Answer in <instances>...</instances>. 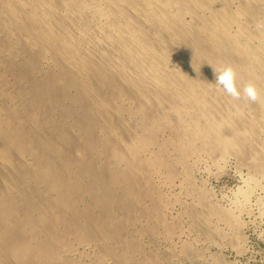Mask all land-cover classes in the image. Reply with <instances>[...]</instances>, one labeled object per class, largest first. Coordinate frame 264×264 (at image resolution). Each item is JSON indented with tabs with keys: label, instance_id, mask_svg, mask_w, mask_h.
<instances>
[{
	"label": "bare ground",
	"instance_id": "1",
	"mask_svg": "<svg viewBox=\"0 0 264 264\" xmlns=\"http://www.w3.org/2000/svg\"><path fill=\"white\" fill-rule=\"evenodd\" d=\"M257 19L264 0H0V264H86L76 244L100 249L90 264H166L138 238L174 232L157 174L199 143L264 175ZM225 64L259 103L217 89Z\"/></svg>",
	"mask_w": 264,
	"mask_h": 264
},
{
	"label": "rangeland",
	"instance_id": "2",
	"mask_svg": "<svg viewBox=\"0 0 264 264\" xmlns=\"http://www.w3.org/2000/svg\"><path fill=\"white\" fill-rule=\"evenodd\" d=\"M172 137L165 133L159 141L172 140ZM168 149L171 152V148ZM234 156L206 151L198 143L186 163L175 167L171 179L165 171L153 178L167 205L164 219L174 232L169 235L159 228L151 239L146 234L138 236L145 253L155 252L157 246L160 251L157 254H163L164 258L167 254L170 264H264V175L254 172ZM248 188L251 192L245 198L243 192ZM199 193H203L210 208L218 212L209 218L208 235L193 219L195 211L203 210ZM185 247L191 249V254L185 252ZM72 252L69 257L86 264L94 263L100 255V249L93 244H76ZM111 263L104 260L100 264Z\"/></svg>",
	"mask_w": 264,
	"mask_h": 264
},
{
	"label": "clouds",
	"instance_id": "3",
	"mask_svg": "<svg viewBox=\"0 0 264 264\" xmlns=\"http://www.w3.org/2000/svg\"><path fill=\"white\" fill-rule=\"evenodd\" d=\"M257 32L264 31V19H257L254 23ZM211 66V65H210ZM215 74L214 85L222 89L224 94L234 101H244L255 104L261 101V91L253 81L237 84V72L231 64H225L219 68L212 67Z\"/></svg>",
	"mask_w": 264,
	"mask_h": 264
}]
</instances>
